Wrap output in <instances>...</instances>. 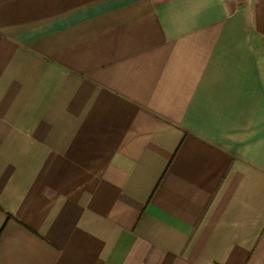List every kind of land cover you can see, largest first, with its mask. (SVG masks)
<instances>
[{"label":"crops","instance_id":"crops-1","mask_svg":"<svg viewBox=\"0 0 264 264\" xmlns=\"http://www.w3.org/2000/svg\"><path fill=\"white\" fill-rule=\"evenodd\" d=\"M0 264H264V0H0Z\"/></svg>","mask_w":264,"mask_h":264}]
</instances>
